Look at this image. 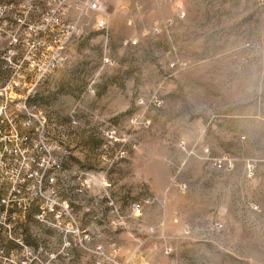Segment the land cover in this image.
I'll return each instance as SVG.
<instances>
[{"label":"rangeland","instance_id":"obj_1","mask_svg":"<svg viewBox=\"0 0 264 264\" xmlns=\"http://www.w3.org/2000/svg\"><path fill=\"white\" fill-rule=\"evenodd\" d=\"M92 1L11 94L0 264H264V0Z\"/></svg>","mask_w":264,"mask_h":264},{"label":"built area","instance_id":"obj_2","mask_svg":"<svg viewBox=\"0 0 264 264\" xmlns=\"http://www.w3.org/2000/svg\"><path fill=\"white\" fill-rule=\"evenodd\" d=\"M41 7L33 20L34 10ZM71 7V0H0V155L17 158L18 148L11 154L6 144H30V108H24V101H30V92L25 99L11 98V94L24 90L23 85L31 77L44 80L64 62L59 48L62 18ZM83 7L99 10L101 4L94 0Z\"/></svg>","mask_w":264,"mask_h":264}]
</instances>
